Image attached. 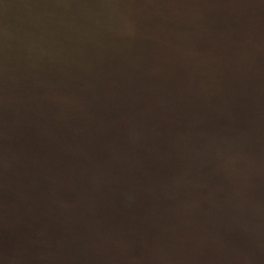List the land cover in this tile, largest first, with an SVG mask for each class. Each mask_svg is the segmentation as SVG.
I'll return each mask as SVG.
<instances>
[{"label": "trees", "instance_id": "obj_1", "mask_svg": "<svg viewBox=\"0 0 264 264\" xmlns=\"http://www.w3.org/2000/svg\"><path fill=\"white\" fill-rule=\"evenodd\" d=\"M242 259L264 264V0H0V264Z\"/></svg>", "mask_w": 264, "mask_h": 264}, {"label": "water", "instance_id": "obj_2", "mask_svg": "<svg viewBox=\"0 0 264 264\" xmlns=\"http://www.w3.org/2000/svg\"><path fill=\"white\" fill-rule=\"evenodd\" d=\"M200 152H209V151H207V149H205V147H201V149H200ZM226 152V151H225ZM227 153V152H226ZM229 240H230V236L229 235H225ZM233 238H235L237 241H239V242H241V243H243V240L241 239V238H239V237H237V236H233ZM244 251V250H243ZM244 253H247V254H249L248 252H246V251H244ZM258 253H260V252H258ZM244 263H246L245 261H244V259H242V264H244Z\"/></svg>", "mask_w": 264, "mask_h": 264}, {"label": "rangeland", "instance_id": "obj_3", "mask_svg": "<svg viewBox=\"0 0 264 264\" xmlns=\"http://www.w3.org/2000/svg\"><path fill=\"white\" fill-rule=\"evenodd\" d=\"M243 15H245V14H243ZM241 21H242V24L243 25H245V22L243 21V19H241ZM190 41H195V39H191V37L189 36V38H188Z\"/></svg>", "mask_w": 264, "mask_h": 264}]
</instances>
